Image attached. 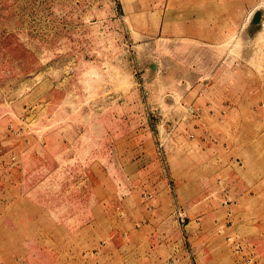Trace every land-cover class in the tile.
<instances>
[{
  "label": "rangeland",
  "instance_id": "rangeland-1",
  "mask_svg": "<svg viewBox=\"0 0 264 264\" xmlns=\"http://www.w3.org/2000/svg\"><path fill=\"white\" fill-rule=\"evenodd\" d=\"M0 264H264V0H0Z\"/></svg>",
  "mask_w": 264,
  "mask_h": 264
},
{
  "label": "crops",
  "instance_id": "crops-1",
  "mask_svg": "<svg viewBox=\"0 0 264 264\" xmlns=\"http://www.w3.org/2000/svg\"><path fill=\"white\" fill-rule=\"evenodd\" d=\"M208 3L200 4L198 9V31L202 33L204 37L214 39L216 36L213 33H222L224 37L226 32H238L236 39L238 42H241L242 46H245V40L242 37L243 32L245 31V26H240L241 17L238 14H234L232 19H227L224 14H220V20L217 19V25L213 27L210 21L213 20L214 15L211 14V11L207 9ZM208 41V40H207ZM205 46H211L209 43H205Z\"/></svg>",
  "mask_w": 264,
  "mask_h": 264
},
{
  "label": "water",
  "instance_id": "water-1",
  "mask_svg": "<svg viewBox=\"0 0 264 264\" xmlns=\"http://www.w3.org/2000/svg\"><path fill=\"white\" fill-rule=\"evenodd\" d=\"M261 19H262V12L257 11L256 14L254 15L253 23L258 24L261 21Z\"/></svg>",
  "mask_w": 264,
  "mask_h": 264
}]
</instances>
